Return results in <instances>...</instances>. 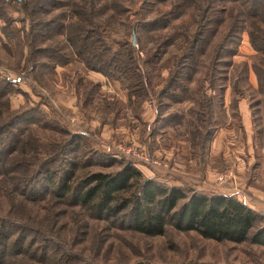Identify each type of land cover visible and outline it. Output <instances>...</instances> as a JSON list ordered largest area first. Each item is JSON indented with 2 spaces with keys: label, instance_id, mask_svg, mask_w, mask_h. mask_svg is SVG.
<instances>
[{
  "label": "rangeland",
  "instance_id": "374dc122",
  "mask_svg": "<svg viewBox=\"0 0 264 264\" xmlns=\"http://www.w3.org/2000/svg\"><path fill=\"white\" fill-rule=\"evenodd\" d=\"M22 1L0 9V77L13 81L0 96V120L29 109L40 115L28 113L26 130L0 136L4 234L19 238L24 228L9 221L25 223L34 246L42 233L69 247V264H264V247L250 241L218 242L172 226L146 236L67 206L42 189L50 185L43 168L15 184L52 155L60 158L51 163L54 187L65 159L76 165L74 182L128 163L185 192L233 196L255 211L252 231L264 225V15L251 19L233 0H99L100 33L113 47L124 40L136 49L141 86L133 88L122 73L78 54L73 32L61 30L78 19L69 0ZM196 37L194 61L182 66L186 39ZM12 251L17 258L7 264H56L54 253L42 262L37 249Z\"/></svg>",
  "mask_w": 264,
  "mask_h": 264
},
{
  "label": "trees",
  "instance_id": "16d2710c",
  "mask_svg": "<svg viewBox=\"0 0 264 264\" xmlns=\"http://www.w3.org/2000/svg\"><path fill=\"white\" fill-rule=\"evenodd\" d=\"M11 2L25 4L22 0H0V9H6ZM233 2L243 4L246 14L251 19L264 15V5H260L259 0H233ZM57 4L61 3L58 1ZM68 4L70 11L78 19L68 26H61V30L63 28L73 32L68 39L76 47L77 42L79 43L78 54L82 55L89 65L111 73L115 71L122 73L128 80V85L130 84L133 88L140 87L141 83L137 79L140 70L135 47L130 41L124 40L113 47L106 35L100 33L102 32L100 24L95 19L99 0H69ZM234 28H236V21L226 28L223 39L230 34V29ZM33 36L35 34L30 35L32 42H34ZM199 42L198 37L190 41L186 39L183 47L185 51L180 56L182 66L185 65L187 59L194 61L193 57ZM11 82L13 83L9 79L5 80L0 77V96L3 95V90L11 89ZM28 113H31L33 117L40 115V112L29 109L18 115L16 119H11L9 116L7 119L0 120V136L6 135L7 137L14 135L13 132L17 130H26V125L20 124L27 122ZM68 144L65 142L63 148H66ZM44 161L41 167L40 164L37 168L33 167L34 173L18 177L15 184L33 180L38 173L40 174V168H43L46 172L47 183L50 185L42 189L59 198V202L66 203L67 206L77 205L96 218L117 221L121 225L127 224L140 234L160 236L165 233L168 226H172L180 231H194L205 239L218 242L250 241L264 247V225L252 231L256 223L255 211L233 196H208L198 192H185L180 187L166 186L154 179L143 178L142 173L128 163L114 172H88L74 182L73 172L76 165L69 159H65V166L61 167L64 174L61 176L60 183L54 187L56 183L54 176L57 171L51 168V163L60 161V158L52 155L46 157ZM26 162L20 164H30ZM36 162L39 163V161ZM25 186L26 183L21 190H24ZM2 219L5 223L9 221L6 218ZM9 223L8 226H19L24 229H20L22 231L19 233V238L9 239V235L7 237V234H4L3 227L0 228V243H2L0 264H7L9 258H17L12 251L14 244L18 246L17 254H25L29 250L33 252L37 249V252L41 254L42 262L47 257L50 258L52 253L54 254L51 260L56 264H69L71 260H75L71 249L53 237H46L40 233L43 242L40 239V244L34 246L36 238L26 239L25 235L28 231L25 229L32 228L31 226L14 221H9ZM6 230L11 232L8 227ZM6 240H9L8 244ZM48 248L50 253L47 251Z\"/></svg>",
  "mask_w": 264,
  "mask_h": 264
},
{
  "label": "water",
  "instance_id": "95a60500",
  "mask_svg": "<svg viewBox=\"0 0 264 264\" xmlns=\"http://www.w3.org/2000/svg\"><path fill=\"white\" fill-rule=\"evenodd\" d=\"M16 1H19V0H16ZM136 41H135V38L133 36V40H132V43L134 44Z\"/></svg>",
  "mask_w": 264,
  "mask_h": 264
},
{
  "label": "built area",
  "instance_id": "2783aa9c",
  "mask_svg": "<svg viewBox=\"0 0 264 264\" xmlns=\"http://www.w3.org/2000/svg\"><path fill=\"white\" fill-rule=\"evenodd\" d=\"M218 178H219V179H222V175H219Z\"/></svg>",
  "mask_w": 264,
  "mask_h": 264
}]
</instances>
